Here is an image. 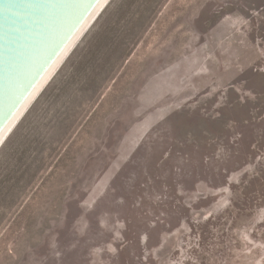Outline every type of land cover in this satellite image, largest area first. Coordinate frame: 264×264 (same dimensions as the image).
<instances>
[{
  "label": "rangeland",
  "instance_id": "rangeland-1",
  "mask_svg": "<svg viewBox=\"0 0 264 264\" xmlns=\"http://www.w3.org/2000/svg\"><path fill=\"white\" fill-rule=\"evenodd\" d=\"M0 150V264H264V0H112Z\"/></svg>",
  "mask_w": 264,
  "mask_h": 264
},
{
  "label": "water",
  "instance_id": "water-1",
  "mask_svg": "<svg viewBox=\"0 0 264 264\" xmlns=\"http://www.w3.org/2000/svg\"><path fill=\"white\" fill-rule=\"evenodd\" d=\"M109 1L0 0V144Z\"/></svg>",
  "mask_w": 264,
  "mask_h": 264
},
{
  "label": "bare ground",
  "instance_id": "bare-ground-1",
  "mask_svg": "<svg viewBox=\"0 0 264 264\" xmlns=\"http://www.w3.org/2000/svg\"><path fill=\"white\" fill-rule=\"evenodd\" d=\"M109 1V0H108ZM112 0H110L108 2V4L106 5V7L102 10V12L99 14V16L97 17V19L94 21V23L91 25V27L85 31V35L80 39V41L78 43H76L73 46V50H70V54L68 55V57L66 56L64 58V60L62 61V63L59 65V67L56 69V71L53 73V75L50 77V79L47 81V83L43 86V88L40 90V92L37 94V96L34 98V100L31 102V104L27 107V109L24 111V113L21 115V117L18 119V121L15 123V125L12 127V129L9 131V133L7 134V136L4 138V140L1 142L0 144V150L2 149V147L5 145V143L9 140V138L11 137V135L15 132V130L17 129V127L19 126V124L24 120L25 116L28 114V112L32 109V107L34 106V104L39 100V98L41 97V95L43 94V92L46 90V88L48 87V85L51 83V81L55 78V76L58 74V72L60 71V69L64 66V64L67 62V60L69 59V57L71 56V54L74 52V50L79 46V44L81 43V41L84 39V37L87 35V33L90 31V29L93 27V25L95 24V22L99 19V17L102 15L103 12H105L104 10L107 9V7L110 5V2Z\"/></svg>",
  "mask_w": 264,
  "mask_h": 264
},
{
  "label": "trees",
  "instance_id": "trees-1",
  "mask_svg": "<svg viewBox=\"0 0 264 264\" xmlns=\"http://www.w3.org/2000/svg\"><path fill=\"white\" fill-rule=\"evenodd\" d=\"M96 22H97V21H96ZM96 22H95V23H96ZM94 25H95V24H94ZM94 25H93V26H94ZM47 88H48V87H47ZM45 91H46V90H45ZM45 91H44V92H45ZM44 92H43V93H44ZM42 95H43V94H42ZM42 95H41V96H42Z\"/></svg>",
  "mask_w": 264,
  "mask_h": 264
}]
</instances>
